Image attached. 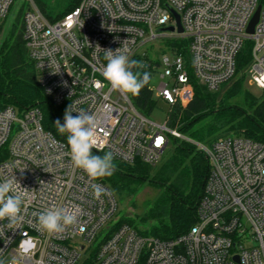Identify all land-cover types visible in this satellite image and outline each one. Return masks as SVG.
Returning <instances> with one entry per match:
<instances>
[{"label":"built area","instance_id":"obj_1","mask_svg":"<svg viewBox=\"0 0 264 264\" xmlns=\"http://www.w3.org/2000/svg\"><path fill=\"white\" fill-rule=\"evenodd\" d=\"M17 0H0V39ZM20 5L23 38L37 79L51 102L65 110L95 115L96 153L157 166L171 137L202 150L209 173L196 222L182 235L161 239L137 224L115 219L118 198L101 179L93 181L73 167L67 141L42 124L37 107H0V182L15 177L27 190L21 218L0 221V260L4 264H264V143L224 134L210 143L186 138L167 120L154 122L130 95L111 89L102 71L105 51L139 48L162 36L170 45L155 74L162 80L154 98L187 105L195 80L210 91L236 75V58L248 41L252 82L264 88V0H81L50 21L34 0ZM260 6L252 33L249 23ZM19 11V12H20ZM183 32L177 31L174 12ZM18 12V13H19ZM173 26L174 31H159ZM145 59L144 64H149ZM160 68H162L160 70ZM77 115L76 112L72 113ZM106 194L96 199L91 185ZM58 206L73 210L77 224L49 235L37 228L35 213ZM84 225L86 231L79 232Z\"/></svg>","mask_w":264,"mask_h":264},{"label":"trees","instance_id":"obj_2","mask_svg":"<svg viewBox=\"0 0 264 264\" xmlns=\"http://www.w3.org/2000/svg\"><path fill=\"white\" fill-rule=\"evenodd\" d=\"M34 1L50 21H56L78 6L81 0H65L61 2L63 4L48 0ZM21 14L20 11L15 18L16 23L11 31L13 38L0 45V107L13 105L18 111L37 107L42 113L44 128L55 137L67 141L66 134H61L55 124L57 120L63 124L66 110L55 106L38 82L23 38ZM17 23L20 24L19 29ZM183 43L179 39L172 41L171 45L181 49ZM132 59L144 62L146 58L136 54ZM250 60V44L247 41L237 55L235 77L216 91L208 90L191 75L194 96L185 106L178 102L170 105L167 117L170 127L184 133L194 123L206 118L203 126L191 132L193 139L210 143L224 134L235 133L264 143V88L262 96L257 98L244 86ZM148 61L146 68L140 71H147L152 77L153 65L158 61ZM130 97L136 107L148 115L158 101L154 98L150 83L138 96ZM172 152L167 160L156 167L141 161L127 163L114 159L116 169L113 175L101 179L118 199L132 196L146 181L158 184L160 191L144 217L157 223L147 230L141 228V231L161 239L180 236L196 222L198 204L210 168L205 153L186 140L174 139ZM123 222L136 224L133 219L121 217L119 223Z\"/></svg>","mask_w":264,"mask_h":264},{"label":"clouds","instance_id":"obj_3","mask_svg":"<svg viewBox=\"0 0 264 264\" xmlns=\"http://www.w3.org/2000/svg\"><path fill=\"white\" fill-rule=\"evenodd\" d=\"M106 61L102 75L111 89L125 95L138 96L151 80V74L140 71L146 68L142 61L130 59L127 50H104ZM73 112L77 115L73 116ZM61 134H66L68 155L74 168L82 170L93 180L111 177L116 169L114 154L111 151L103 156L93 154L97 147L96 129L98 122L95 115L83 109L74 110L71 105L64 114V122L55 123ZM92 195L99 199L106 194L105 188L99 183L91 185ZM27 190L20 187L15 177L0 182V221L7 220L8 226H15L20 218L24 196ZM37 228L49 235L63 233L67 228L77 224V215L73 210L52 206L35 213ZM86 231L84 225L79 226V232ZM0 264H4L0 260Z\"/></svg>","mask_w":264,"mask_h":264},{"label":"rangeland","instance_id":"obj_4","mask_svg":"<svg viewBox=\"0 0 264 264\" xmlns=\"http://www.w3.org/2000/svg\"><path fill=\"white\" fill-rule=\"evenodd\" d=\"M25 1V8L27 7L28 0H17L13 6V9L10 15L7 18L4 32L2 38L0 39V45L5 41H10L13 37L11 35L12 28L16 23V16L20 11V5ZM50 2H56L63 4L61 2L65 0H48ZM81 2V1H80ZM39 8V7H38ZM40 9V8H39ZM62 16L59 18L61 19ZM57 19V20H59ZM56 20V21H57ZM20 24L17 23V29H19ZM172 38L170 36H162L161 38L149 41L143 44L139 48V52L141 54L146 55V59H155L161 60L163 53H167L169 46L171 45ZM162 68H160L161 70ZM162 80L159 78L157 74H155L150 82V85L153 89H157L159 83ZM244 86L245 88L252 93L255 97L260 98L263 94V88L258 87L255 83L252 82V75L250 72H246V76L244 79ZM227 87H225L223 91H225ZM170 110V104H168L163 99H159L157 104L155 105L152 112L148 115V117L156 123L163 124L168 117V113ZM207 121L206 118L199 120L198 122L194 123L190 129L186 130L183 135L188 138L195 140L191 137V132L194 130L199 129L203 124ZM173 145L174 140L171 137L168 151L164 154L162 160L157 165H161L169 156L173 154ZM160 191V187L154 181H146L137 190L135 194L130 197H124L123 199H118L117 211L115 215V219H119L120 217L133 219L137 225H139L142 229L147 230L152 225H156V221L151 220L150 218L144 219L146 213L152 206L157 194Z\"/></svg>","mask_w":264,"mask_h":264},{"label":"water","instance_id":"obj_5","mask_svg":"<svg viewBox=\"0 0 264 264\" xmlns=\"http://www.w3.org/2000/svg\"><path fill=\"white\" fill-rule=\"evenodd\" d=\"M259 10H260V6L258 7L255 15L253 16V18L251 19V21L249 23V26H248V29H247V31L249 33H252L253 30H254V26H255V24H256V22L258 20V16H259ZM174 14H175L177 25H178L177 31L178 32H183V27H182V25L180 23L179 15L176 12H174ZM159 31H174V27L173 26H168V27L160 28Z\"/></svg>","mask_w":264,"mask_h":264}]
</instances>
